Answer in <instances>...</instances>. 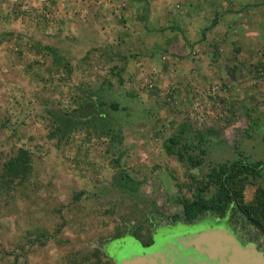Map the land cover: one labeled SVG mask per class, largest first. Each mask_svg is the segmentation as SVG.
Returning a JSON list of instances; mask_svg holds the SVG:
<instances>
[{"label":"rangeland","instance_id":"obj_1","mask_svg":"<svg viewBox=\"0 0 264 264\" xmlns=\"http://www.w3.org/2000/svg\"><path fill=\"white\" fill-rule=\"evenodd\" d=\"M262 66L264 0H0V169L20 148L32 164L0 182V264H114L104 247L134 214L182 216L200 176L163 151L181 124L204 173L264 164ZM83 92L106 104L99 116L53 136L57 114L92 111ZM121 171L137 193L115 186ZM137 225L143 245L151 227Z\"/></svg>","mask_w":264,"mask_h":264},{"label":"trees","instance_id":"obj_2","mask_svg":"<svg viewBox=\"0 0 264 264\" xmlns=\"http://www.w3.org/2000/svg\"><path fill=\"white\" fill-rule=\"evenodd\" d=\"M217 25V17H215L210 25L203 30V34L211 31ZM169 30H176L169 28ZM46 52L51 53L56 62H59L57 52L51 47H43ZM261 65H259L260 68ZM261 68H264L263 66ZM264 71V69H261ZM83 103L81 108L92 111L78 113L77 119L73 118L68 113L56 115L58 131L53 134L66 135L77 125L82 123V120L92 121L98 113L97 107L105 106L106 104L93 92L82 94ZM108 107L114 111L119 109L118 105L111 103ZM85 112V113H84ZM53 115V113H51ZM87 118V119H86ZM187 126L181 124L177 133L171 136L163 143V151L167 156L175 157L180 163H187L194 174H189L188 177L194 186V192L191 199H178L177 202L182 208V216L172 215L163 216L158 213H153L149 208L139 215L134 214L133 220L125 224V228L131 226V223L136 225L139 222L158 223L161 221L180 222L184 226H191L196 222L204 219L222 221L227 218L229 220L238 221L239 219L249 227L253 232L264 239V187L256 184V180L260 179L261 172L264 169V164L261 162L250 163L244 160H236L228 163H218L213 165L207 173H204V160L206 155L204 150L196 151L197 149L190 147L186 141ZM109 132V131H108ZM200 140V138H199ZM201 142V140L199 141ZM118 161L116 160L115 163ZM32 172L31 155L27 150L18 149L13 156L2 162L0 169V182L5 187L12 184L14 181L23 183ZM204 176V177H203ZM2 185V186H3ZM248 185L255 186L253 199L249 203L244 202L243 191ZM115 186L121 191L129 194L137 193V188L133 185L130 177L121 171L119 178L115 182ZM133 213V211H132ZM125 222V221H124ZM140 230V225L133 227V237L137 239V232ZM128 233H130L128 231ZM149 233V231H148ZM255 233V232H254ZM140 241V240H139ZM142 242V241H141ZM153 242L148 236L146 243L143 246H149ZM95 256L98 258L97 253ZM97 264V263H94Z\"/></svg>","mask_w":264,"mask_h":264},{"label":"water","instance_id":"obj_3","mask_svg":"<svg viewBox=\"0 0 264 264\" xmlns=\"http://www.w3.org/2000/svg\"><path fill=\"white\" fill-rule=\"evenodd\" d=\"M121 257L118 264H264L255 244L241 245L224 227L170 231L149 246L133 243Z\"/></svg>","mask_w":264,"mask_h":264},{"label":"flooded vegetation","instance_id":"obj_4","mask_svg":"<svg viewBox=\"0 0 264 264\" xmlns=\"http://www.w3.org/2000/svg\"><path fill=\"white\" fill-rule=\"evenodd\" d=\"M148 225H150L151 227L150 237L153 243L160 240L166 233L170 231L188 228L185 227L183 224H180V222H170L165 220L163 222L160 220L159 223L154 224L153 222H149ZM123 227L125 232L123 236L115 238L114 240L106 244V246L104 247V252L106 256L110 258L114 264L119 263L120 258H122L121 255L123 251L133 244V238L136 239L135 237H133V223H131V226L127 229L125 228V224H123ZM214 227H224L243 246L255 244L256 250L262 251L264 255V248L261 249L258 247V245H260L259 242H261L263 238L254 233L249 227H246L240 219L238 221L229 220L227 218L223 219L222 221L215 220L213 224L208 228ZM128 231L130 233H128ZM136 241L138 240L136 239ZM139 244L141 243L139 242Z\"/></svg>","mask_w":264,"mask_h":264}]
</instances>
